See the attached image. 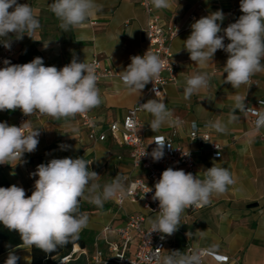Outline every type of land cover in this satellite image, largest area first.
<instances>
[{
  "label": "crops",
  "instance_id": "crops-1",
  "mask_svg": "<svg viewBox=\"0 0 264 264\" xmlns=\"http://www.w3.org/2000/svg\"><path fill=\"white\" fill-rule=\"evenodd\" d=\"M53 2L25 0L23 4H29L36 11L41 27L33 33L32 38L25 34L22 40H12L11 48L15 55L11 63L24 64L40 57L45 66L60 69L70 63L73 56L78 62H87L97 56L105 65L120 73L131 63L130 57L141 56L146 45L144 29L147 14L140 0H96L97 4L102 5V11L88 19L83 26L70 28L68 32L59 28L60 21L49 10L48 5ZM239 3L240 0H169L167 9L156 11L161 15L163 25L177 23L185 26L191 13L201 18L222 10L225 19L221 25L226 28L242 15ZM190 33L191 28L183 30L171 41L176 63L175 76L165 85L163 96L166 107L172 112V123H166L153 132L149 125L153 117L141 111L139 131L144 137L145 147L152 152L156 147L153 142L155 136L169 135L175 130V142L193 150L198 176L203 178L204 170L216 164L230 171L234 184L225 193L214 195L210 204L185 210L181 225L170 236L163 256L174 250L186 253L187 245L206 249L215 245L218 247L214 251L228 256L229 260L218 262L212 256H206L202 264H264V128L255 132L254 116L249 112L240 113L239 110H236L239 119L227 125L226 133H218L207 127L211 141L222 146L219 158L212 156L209 142L189 139L191 122L202 125L219 118L226 123L235 95H246L247 107L264 110V106L258 105L259 100L264 101V72L253 75L249 85L234 89L230 83H223L227 75L223 74V66L228 54L216 52L214 63L203 67L195 64L183 48L184 40ZM201 72L210 74L209 86L190 100H185L182 87L186 77ZM97 86L102 103L90 111L102 127L121 121L131 106L158 99L149 94V83L139 97L137 93L130 94L118 78L103 79ZM18 114L19 109L0 111V122L16 125ZM30 116L33 125L43 130L42 138L35 152L25 154L23 162L15 167L0 165V187L15 184L25 189L26 197L31 196L38 177L30 174L41 163L65 157H81L92 162L90 170L100 176L97 183L101 186L111 182L116 175L146 179V170L132 166L129 147L111 137L104 141L91 140L76 116L60 120L39 112ZM61 145L68 147L62 149ZM82 206L89 215L88 226L79 233L86 240V245L81 247L77 244L78 250L74 245L72 258L63 259L58 264H103L94 261L96 244L106 251L108 242L117 240L116 228L125 224L128 213H145L140 201L127 202L123 209L117 208L114 199L106 201L103 208L84 200ZM147 219H154V216L147 214ZM109 224L111 230L104 232V227ZM10 251L19 257L20 264H27L25 257L28 256L32 261L31 250L15 246L0 254V264L7 259ZM134 251L135 246L131 245L129 254Z\"/></svg>",
  "mask_w": 264,
  "mask_h": 264
},
{
  "label": "clouds",
  "instance_id": "clouds-1",
  "mask_svg": "<svg viewBox=\"0 0 264 264\" xmlns=\"http://www.w3.org/2000/svg\"><path fill=\"white\" fill-rule=\"evenodd\" d=\"M151 5L157 10L170 6L169 0H151ZM48 7L60 21L59 28L63 32L83 26L102 11V5L96 0H54ZM239 8L242 15L226 28L221 27L225 19L222 10L195 20L183 47L190 60L202 67L214 63L217 50L227 53L223 66V74L227 75L223 83H230L234 89L249 85L253 75L264 72V0H240ZM40 27L38 15L29 4L0 0V38L14 36L16 40H22L25 34L32 38ZM225 39L230 42L225 44ZM11 42L12 39H6L0 44L10 50ZM130 59L131 63L120 72V79L130 94L137 93L139 97L146 85L159 77L163 61L149 50L143 56L135 55ZM3 63L5 67L0 68V111L20 109L28 117L39 112L60 120L75 118L102 103L95 66L85 60L78 62L73 56L71 62L60 69L45 66L40 57L24 64H13L7 59ZM210 80L207 72L186 77L182 87L184 99L190 100L201 89L207 88ZM153 92L158 99L138 104V110L151 114L153 119L149 125L156 132L164 124L172 123V112L166 107L161 91L154 87ZM245 100L246 95H235L227 122L217 118L207 126L218 133H226L227 125L239 119L236 110L240 113L248 111ZM254 115V131L259 132L264 128V110H257ZM29 127L27 121L20 126L0 122V165L15 167L23 162L26 153L36 151L40 129L28 130ZM153 142L156 147L150 154L145 151L142 156L150 155L158 162L165 154L166 144L169 148L172 146L164 137ZM60 147L66 149L68 146ZM183 155L188 156L189 152ZM91 163L81 157H65L39 164L30 174L38 179L28 197L25 189L15 184L0 187V223L19 233L22 243L16 248L30 251L35 246L45 253L56 252L77 240L81 230L88 226L89 215L81 211L82 200L103 208L108 200L123 201L127 197L126 177L116 175L111 182L101 186L97 183L100 176L90 170ZM232 184L234 179L230 171L216 164L204 170L203 178L183 169L167 168L154 184L152 200L158 201L159 211L155 219L149 220L148 236L154 232L171 236L181 225V216L186 209L210 204L214 195L225 193ZM216 247L190 254L174 250L159 258L157 264H202V258L212 255ZM18 260L14 251H10L5 264H17ZM25 260L31 264L30 256Z\"/></svg>",
  "mask_w": 264,
  "mask_h": 264
},
{
  "label": "built area",
  "instance_id": "built-area-1",
  "mask_svg": "<svg viewBox=\"0 0 264 264\" xmlns=\"http://www.w3.org/2000/svg\"><path fill=\"white\" fill-rule=\"evenodd\" d=\"M19 4H23L25 0H17ZM140 4L144 8L147 14V22L144 29L145 48L141 54L149 50L157 54L163 61V68L158 78L154 82L149 83L148 92L155 96L153 88L156 87L164 94L165 85L174 78L176 63L173 60V53L171 50V41L183 30L191 28V24L195 20L199 19L196 13H191L188 16L185 26L179 24H173L170 26L163 25L162 17L157 13L156 9L151 5V0H140ZM222 28H224L221 25ZM223 35V33H220ZM225 39V44H227ZM223 50H217L222 52ZM15 51L10 48L6 49L3 44H0V68L5 67L3 61L5 59L12 62L14 60ZM95 66L96 74L99 77L97 84L107 78L120 79L121 74L111 67L105 65L103 61L94 56L87 61ZM146 102H139L131 106L126 112L121 121H114L102 127L97 117L87 111L85 113L77 114L80 125L87 130L88 136L91 140L104 141L108 137H111L121 145H125L130 149L131 163L134 168H143L146 170V179L141 177H130L125 181L126 188L128 190L127 197L123 201L115 200L117 208L123 209L127 202H142L145 213H128L126 215L125 224L116 228L117 240L115 242H108V249L104 251L96 244V254L94 257L95 262H102L108 264L113 262L114 264H157V260L162 258L170 236L161 233H152L148 236L150 231V223L147 219V214H151L155 217L158 215L159 204L158 201L152 200L154 194V184L159 180L162 172L169 167L174 170L183 169L186 173L191 172L193 175H197L196 161L193 155V150L190 148L182 147L175 142L176 131L173 130L169 135H157L154 137L156 140L158 137H164L165 140L172 146L169 148L166 144L164 150V156L158 162H154L150 155L142 156L146 151L151 153L145 147V140L139 131L140 125V110H138V104ZM259 106H264V101H258ZM250 114L254 116V124L256 116L254 113L259 110L257 108L247 107ZM27 121L29 129H40V135L38 140L42 138L43 130L39 127H35L31 120V116H25L19 109L16 126H20L23 122ZM131 124V126H129ZM208 124H198L197 122H191L189 130V139L191 141L209 142L210 152L213 157H221L222 146L216 142L211 141V134L207 130ZM206 141H205V140ZM155 144V142H154ZM156 145V144H155ZM185 156L183 154H187ZM142 156V157H141ZM141 157V158H140ZM152 190L148 192L149 190ZM147 192V193H146ZM191 209H197L199 206L190 207ZM111 230V225L104 227V232ZM161 235H164V239H161ZM135 246L133 254H129L130 246ZM207 250L202 247H194L187 245L186 254H190L195 251ZM75 250L71 252L63 259L72 258ZM212 256L218 262H227L229 257L213 251ZM206 256L202 258L204 262ZM219 257V258H217ZM223 258V259H220ZM62 259V260H63Z\"/></svg>",
  "mask_w": 264,
  "mask_h": 264
},
{
  "label": "trees",
  "instance_id": "trees-1",
  "mask_svg": "<svg viewBox=\"0 0 264 264\" xmlns=\"http://www.w3.org/2000/svg\"><path fill=\"white\" fill-rule=\"evenodd\" d=\"M11 11V9H10ZM14 36L0 38V41L6 39H14ZM81 211L85 212L84 207L82 206L81 201ZM20 235L17 231L8 230L2 223H0V254L8 251L9 249L21 244ZM85 247L86 240L82 235H79V238L64 247L58 248L56 252L45 253L44 251L36 248L35 246L31 249L32 261L31 264H58L63 258H65L73 249V246L78 248V245ZM16 255V254H15ZM4 260L1 264H5ZM17 264H20V259L17 261Z\"/></svg>",
  "mask_w": 264,
  "mask_h": 264
},
{
  "label": "bare ground",
  "instance_id": "bare-ground-1",
  "mask_svg": "<svg viewBox=\"0 0 264 264\" xmlns=\"http://www.w3.org/2000/svg\"><path fill=\"white\" fill-rule=\"evenodd\" d=\"M77 250H78V248L77 247H75Z\"/></svg>",
  "mask_w": 264,
  "mask_h": 264
},
{
  "label": "snow or ice",
  "instance_id": "snow-or-ice-1",
  "mask_svg": "<svg viewBox=\"0 0 264 264\" xmlns=\"http://www.w3.org/2000/svg\"><path fill=\"white\" fill-rule=\"evenodd\" d=\"M220 259H223V258H220Z\"/></svg>",
  "mask_w": 264,
  "mask_h": 264
}]
</instances>
